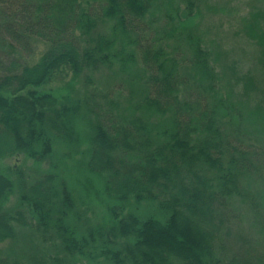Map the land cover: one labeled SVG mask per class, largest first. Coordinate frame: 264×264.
<instances>
[{
    "label": "trees",
    "instance_id": "trees-1",
    "mask_svg": "<svg viewBox=\"0 0 264 264\" xmlns=\"http://www.w3.org/2000/svg\"><path fill=\"white\" fill-rule=\"evenodd\" d=\"M212 8L0 0V161H52L58 142H80L85 116L84 168L115 202L104 224L84 227L55 172L0 169V264H264V8L245 3L231 31L250 47L247 67L205 20ZM65 74L79 98L48 87ZM22 229L32 257L2 250Z\"/></svg>",
    "mask_w": 264,
    "mask_h": 264
},
{
    "label": "rangeland",
    "instance_id": "rangeland-1",
    "mask_svg": "<svg viewBox=\"0 0 264 264\" xmlns=\"http://www.w3.org/2000/svg\"><path fill=\"white\" fill-rule=\"evenodd\" d=\"M210 2L212 3L213 8L210 15L205 17V20L208 18L211 19V27L215 26L218 29L219 39L225 43L226 47H232V49L238 47L237 49L240 55L238 53L236 55L238 57H243L244 65L246 67L249 66L252 62L250 47L240 44L232 37L231 31L235 25L236 17L246 11V8H244L245 3H253L254 7L264 8V0H210ZM209 10L210 8H208V11ZM205 27L207 28V33H211L213 31L209 25ZM208 39L211 38L208 37ZM214 42L216 41L214 40ZM34 47L37 48V59L44 47L41 43L36 42ZM74 78L75 77L70 74L59 76L55 79L53 84L48 87L56 89V91L58 90L57 95L66 100H68V98H79L81 94L79 91H82L83 87L80 85V82H78V80H74ZM109 80L110 79L107 81ZM124 107H127V105ZM75 127L81 135L80 142L78 144H68L63 141L58 142L54 148L52 161L37 164L34 161L29 160L28 157L19 156L14 159L0 161V169L2 171H9V168L13 166L14 168L20 167L27 175L36 177L38 174H44L52 170L57 174L60 182L66 183V186H68L72 196L74 197L75 210L74 213H71L70 219L74 221V223L76 222L84 227L86 225L97 227L99 224H104V219L110 217L108 208L114 205L115 202L109 200L104 193L105 181L103 177L90 174L84 168L83 153L87 149V143L84 140V135H86L90 129L85 121V116L79 117V120L75 122ZM12 177L16 179L15 176ZM18 197L19 190L18 185L16 184L15 191L9 198L6 207L11 210L15 209L19 203ZM136 206L138 205L131 201L128 210L138 214L143 219L149 218V216L153 215V208L151 206H141L139 208ZM245 218L248 220L250 219V224L253 229V217ZM20 232H22V236L20 237L19 242L16 243L15 241H8L2 245V250L9 252L13 249V251L15 250L28 257H32V249L26 246L24 242L27 237H29V240L32 238L30 234L31 232L27 229H22ZM28 244L29 246H33L30 242H28ZM37 244L36 248L47 255V253L43 250L42 244L39 242H37Z\"/></svg>",
    "mask_w": 264,
    "mask_h": 264
}]
</instances>
